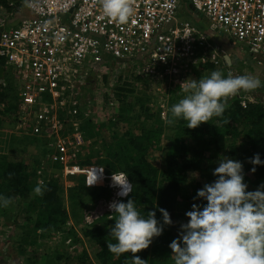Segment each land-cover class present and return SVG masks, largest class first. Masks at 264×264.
<instances>
[{
  "label": "built area",
  "instance_id": "1",
  "mask_svg": "<svg viewBox=\"0 0 264 264\" xmlns=\"http://www.w3.org/2000/svg\"><path fill=\"white\" fill-rule=\"evenodd\" d=\"M188 1L195 13L234 44L245 46L256 58L264 57V0ZM131 3L134 15L121 25L102 15L100 0H0V112L11 111L31 136L47 139L53 153L46 156L62 166L64 176L89 178L93 171L71 164L66 145L69 132L75 142L81 141L78 99L88 70H97L108 56L122 65H136L142 77H167L177 63L195 64L196 48L204 44L202 32L180 17V0ZM22 9L31 16L19 17ZM218 55L219 51L213 52L214 64ZM241 106L246 108L244 102ZM105 179L102 172L98 181ZM104 187L114 191L106 202L110 219L109 204L122 196L112 176ZM92 224L86 214L83 225ZM66 225L70 226L68 221Z\"/></svg>",
  "mask_w": 264,
  "mask_h": 264
},
{
  "label": "rangeland",
  "instance_id": "2",
  "mask_svg": "<svg viewBox=\"0 0 264 264\" xmlns=\"http://www.w3.org/2000/svg\"><path fill=\"white\" fill-rule=\"evenodd\" d=\"M180 5V14L185 15L204 36L203 46L196 48V59L193 61L195 64L181 66L177 63L170 76L150 78L140 76L136 65H122L107 56L105 57L107 61H104L97 70L87 71L86 82L78 99L82 111V116L78 117L77 121L81 141L75 142L71 132H65L68 136L66 141L68 158L71 164L83 168L92 170L97 167L103 168L107 178L104 181H97L88 186L89 178L86 174L64 176L62 166L46 156L49 152L53 153V149L48 146V140L36 137L37 141L28 130H24L15 122L11 111V115L0 112V186H5L2 195L12 200L7 209H0V264H52L56 263L58 257H62L61 260L65 259L63 263L70 260L74 264H79L84 253L88 256L89 262H94L95 248L82 234L83 228H87L83 225L84 216L86 214L91 216L95 224L98 218L108 215L106 202L113 196L114 191L104 185L113 173L122 172L107 173L102 165L82 163L85 161L95 163L104 158L106 152L111 156H120L123 143L126 144L129 138L140 135L143 130H161L163 135L161 146L147 151L149 161L157 168L158 179H161L162 172L170 171L166 163L169 146L177 136L183 138L181 131L187 128L183 119L173 124L167 123L171 105L184 95L181 84L185 80L187 83L192 79L208 76L213 70H220L224 75L229 72L234 76L251 74L264 81V57L257 55L256 58V55L243 45L228 43L225 47V41H231L226 34L220 39L212 31L205 17L191 9L188 0H180ZM200 20L209 23L201 24L205 32L200 27ZM214 51H219L215 59L217 64L212 60ZM203 53L204 63L201 62ZM209 64L213 66L212 69L209 68ZM5 79L8 80L6 77ZM10 86V94H13L11 97L15 99L13 97L15 88L12 84ZM232 98L234 97L229 99ZM236 98L240 104L244 102L246 106L264 104V84L250 93L241 92ZM67 128L69 125L66 122L64 129ZM185 140L188 145L190 141L188 138ZM218 163L219 158L216 156L213 163L203 164L201 171L187 175L188 180L201 188L204 184L213 182L211 178L213 164ZM16 164L22 166L21 173L29 175L31 181L34 170L37 175L43 177L40 180L37 177L39 181L54 180L60 189L63 207L68 213L67 221L71 227L58 225L56 230L35 227L36 215L26 213L28 201L18 202L17 194L20 187L16 185L11 171ZM37 179H33L34 184H38ZM100 188L107 189L102 193L99 191ZM93 189H96L93 193L95 196L91 195ZM130 194L131 192L126 197H120L119 201L127 202ZM188 219L185 218L183 223H187ZM161 239V235L153 238L151 246L157 245ZM67 240H70L69 244ZM162 250L171 258L172 250L169 244L163 246Z\"/></svg>",
  "mask_w": 264,
  "mask_h": 264
},
{
  "label": "clouds",
  "instance_id": "3",
  "mask_svg": "<svg viewBox=\"0 0 264 264\" xmlns=\"http://www.w3.org/2000/svg\"><path fill=\"white\" fill-rule=\"evenodd\" d=\"M100 7L104 17L121 25L127 24L134 15L131 0H100ZM185 81L181 84L184 95L171 105L167 123L183 119L187 128H196L213 117H223L230 97L250 93L264 84L251 74L224 75L220 70ZM249 162L264 165L259 153L249 158ZM102 172L103 168H95L87 185L95 184ZM213 175L216 179L204 184L194 197L206 203L202 207L192 205L185 213L189 218L187 223L180 225L178 238L169 244L172 264H264V183L248 191L242 162L226 156L220 158ZM112 180L120 188L118 195L126 197L133 191L127 175L113 173ZM43 191L39 183L33 189L35 195H43ZM11 203V198L0 194V209H7ZM109 209L115 214L114 224L109 226V252L116 257L131 253L126 258L131 264H148L135 254L148 248L153 238L173 223L169 212L157 209L162 215L161 222L156 218V211L142 215L131 198L127 202L113 201Z\"/></svg>",
  "mask_w": 264,
  "mask_h": 264
},
{
  "label": "trees",
  "instance_id": "4",
  "mask_svg": "<svg viewBox=\"0 0 264 264\" xmlns=\"http://www.w3.org/2000/svg\"><path fill=\"white\" fill-rule=\"evenodd\" d=\"M209 68L212 69L213 66L210 65ZM227 103L228 107L223 117H213L196 128L182 129L183 138L177 136L167 150L166 163L170 171L162 172L161 179H158V170L147 155L149 149L161 146L163 141L161 130H143L140 135L129 138L126 144L123 143L120 156H111L106 152V156L95 163L89 161L82 163L102 165L107 173L122 172L127 175L129 182L133 184V191L128 199L135 200L142 215L146 216L149 211H156V218L162 222V215L157 209L164 208L169 212L173 223L164 227L162 239L158 240V244L155 246L150 244L148 248L135 254L147 260L148 264H172L170 255L162 250V247L178 238L180 225L185 218L188 219L185 213L192 209V205L195 203L202 207L206 203L202 199H194L201 187L189 181L187 175L201 171L203 164L213 163L216 156L219 160L226 156L242 162L244 182L248 185V191L255 190L264 179V165H252L249 162V158L256 153L264 160V104H249L243 108L236 96ZM5 113L11 115L9 110ZM78 116H82L80 109ZM185 138L190 141L188 145ZM213 165L214 168L218 166ZM253 167L254 172L251 171ZM11 171L16 185L20 187L17 194L18 202L28 201L26 213L36 215L35 227L56 230L58 225L65 226L68 213L63 207L60 189L54 180L44 179V184L41 185L44 188L43 195H35L33 189L37 184H34L33 179L43 177L37 175L34 170L31 181L29 175L21 173L20 164L13 166ZM211 178L213 181L216 179L214 175H211ZM3 187L5 186H0V194H4ZM105 189L107 188L98 190L103 193ZM94 192L96 189L91 191V195L95 196ZM114 219L115 214L110 219L104 216L98 218L95 224L83 228L85 240L95 248L94 262H89L88 256L84 253L79 264H131L130 259L126 258L133 254L124 253L116 257L107 249V240L111 239L109 226L114 224ZM61 258L58 257L56 263L52 264H74L70 260L63 263L65 259Z\"/></svg>",
  "mask_w": 264,
  "mask_h": 264
},
{
  "label": "crops",
  "instance_id": "5",
  "mask_svg": "<svg viewBox=\"0 0 264 264\" xmlns=\"http://www.w3.org/2000/svg\"><path fill=\"white\" fill-rule=\"evenodd\" d=\"M18 16L19 17H30L31 16V14L28 12V10H26V9H22V11L18 14ZM180 17L181 18H183V19H186V17H185V15H181L180 14ZM200 22V27H201V24H207L208 22H205V21H202V20H200L199 21ZM209 24V23H208ZM209 25H211V24H209ZM211 28H212V31L214 32V33H216L219 37H220V39L224 36V33H222V32H220V31H218V30H216L212 25H211ZM201 29L203 30V28L201 27ZM200 30V29H199ZM204 31V30H203ZM205 32V31H204ZM224 38V37H223ZM219 39V40H220ZM228 43H232V44H234L232 41H225V47H227V44ZM105 57H107V56H105ZM224 58H227L226 56L224 57ZM227 61H229L230 62V60H227Z\"/></svg>",
  "mask_w": 264,
  "mask_h": 264
},
{
  "label": "water",
  "instance_id": "6",
  "mask_svg": "<svg viewBox=\"0 0 264 264\" xmlns=\"http://www.w3.org/2000/svg\"><path fill=\"white\" fill-rule=\"evenodd\" d=\"M225 59H227V58H225ZM2 72H3V70H2V69H0V77L2 76Z\"/></svg>",
  "mask_w": 264,
  "mask_h": 264
}]
</instances>
